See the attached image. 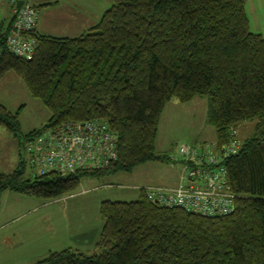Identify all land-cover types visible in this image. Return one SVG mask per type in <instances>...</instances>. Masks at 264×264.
<instances>
[{
	"label": "trees",
	"instance_id": "1",
	"mask_svg": "<svg viewBox=\"0 0 264 264\" xmlns=\"http://www.w3.org/2000/svg\"><path fill=\"white\" fill-rule=\"evenodd\" d=\"M245 3L113 0L77 36L34 30L36 48L29 59L6 47L13 12L8 28L0 31V80L13 71L50 111L22 148L46 128L98 118L118 135V159L105 169L25 177L26 153L22 158L19 152L20 166L0 172V196L10 190L53 198L73 191L83 176L171 161L170 155L155 153V138L172 98L207 96L206 119L217 150L231 141L239 123L256 121L252 135L237 139V151L223 160L235 193L232 212L205 216L160 206L141 188L137 199L100 203L99 251L66 248L36 264H264V36L250 29ZM0 125L17 136L18 112L0 103Z\"/></svg>",
	"mask_w": 264,
	"mask_h": 264
},
{
	"label": "rangeland",
	"instance_id": "2",
	"mask_svg": "<svg viewBox=\"0 0 264 264\" xmlns=\"http://www.w3.org/2000/svg\"><path fill=\"white\" fill-rule=\"evenodd\" d=\"M48 1L53 4H46ZM28 2L38 5L40 10L38 31L54 36H77L66 33L69 31L64 29V18L58 19L54 27L51 16L70 9L77 11L84 6L91 7L87 10L92 12L103 13L113 0H91V3H87V0ZM253 5L257 8L258 17L254 13L250 15ZM245 6L251 18V29L263 32L264 0H247ZM260 7L263 8L262 12ZM5 10L0 21L6 22L10 15V9L6 7ZM0 103L12 113L18 112L17 136L0 125V172L8 173L20 166L17 164L19 152L22 158L25 157V149L21 146L26 142L25 136L41 128L50 117V111L40 99L29 94L24 82L13 71L5 73L0 80ZM207 110V96H195L187 102H180L176 98L169 100L160 114L155 153L161 156L174 154L177 145L183 143L216 151V134L214 127L207 122ZM255 123V120L239 123L236 126V139L242 142L250 137ZM179 165L177 162L154 160L139 164L129 172L83 176L73 191L53 198L18 195L5 190L8 192L0 196V264H36L50 253L66 248L87 254L99 251L96 243L103 222L99 213L101 201L97 203V200L103 197L134 200L140 196L142 187L175 185L177 173L179 169L181 171ZM33 175L30 167L24 164V176ZM10 195L22 197V200L14 203ZM75 244L79 247H69Z\"/></svg>",
	"mask_w": 264,
	"mask_h": 264
},
{
	"label": "built area",
	"instance_id": "3",
	"mask_svg": "<svg viewBox=\"0 0 264 264\" xmlns=\"http://www.w3.org/2000/svg\"><path fill=\"white\" fill-rule=\"evenodd\" d=\"M17 2L0 0L11 4L15 14L6 34V47L11 53L29 59L36 48L32 32L39 9L28 0H22L19 6ZM233 134L231 141L216 151L185 143L177 146V152L169 158L183 166L181 182L175 187L145 186L146 198L160 206H177L205 216L232 212L235 193L228 184L223 160L239 147ZM25 153L26 164L37 175L105 169L118 159V135L98 118L65 121L32 136Z\"/></svg>",
	"mask_w": 264,
	"mask_h": 264
},
{
	"label": "crops",
	"instance_id": "4",
	"mask_svg": "<svg viewBox=\"0 0 264 264\" xmlns=\"http://www.w3.org/2000/svg\"><path fill=\"white\" fill-rule=\"evenodd\" d=\"M87 3H91V0H87ZM46 4L51 5V4H53V2L52 1H48V2H46ZM0 6H1L0 7V17L3 16V13L6 11L5 10L6 7H8L10 9V15L7 17L6 22L3 21V20L0 21V29H1L0 31H1V33H3L8 28V25H9L11 19H12L13 7L11 6V4H7V3H0ZM35 6H38V5H35ZM88 8H91V7L84 6L82 8H78L77 11H72L70 9V11L67 10V11H65V13H60V14L55 12V14L53 16H51V18L53 19V22H54V27H56V23H57L58 19L60 21V20H62L64 18V21H63V24L65 26L64 29H67L69 31V32H66V33H73V34H76V35L81 34L82 32L86 31L92 24H94L96 22V19L100 18V15L102 13V11L101 12L100 11L99 12L98 11L97 12H95V11L92 12L90 10H87ZM245 9H246V6H245ZM262 10H263V8L260 7V12H262ZM246 13H247V16H248V19H249V27H250V23H251L250 15L251 14L253 15V13H254V14H256L254 16L258 17L257 16V8H256V6L253 5V8L250 9V15H249L248 11H246ZM39 18H40V10H39V16H38V20H37V23H36L35 31L38 32V33H41V34H46V32L38 31ZM250 29H251V27H250ZM64 31H66V30H64ZM253 31L259 32V33L264 35V33H263L264 31L263 32L261 30H253ZM73 36H75V35H73ZM179 166L181 168V171L179 169V172L177 173L176 184L175 185H165V186H167V187H175V186H177L180 183L179 181L181 180L184 168H183V166L181 164ZM106 174H108V173H106ZM5 192H8V191L4 190L2 192V195ZM15 194H18V193H15ZM10 196H12V199H13L14 203H16L18 200H22L21 199L22 197H16V195H10ZM28 196H30V195H28ZM103 200H110V199L109 198H105V197L99 198V200H97V203H99V201L102 202ZM114 200H119V198L114 199ZM12 207H14V204L12 205ZM69 247L73 248V247H79V246H78V244H75L74 246L70 245ZM75 249H77V248H75Z\"/></svg>",
	"mask_w": 264,
	"mask_h": 264
},
{
	"label": "water",
	"instance_id": "5",
	"mask_svg": "<svg viewBox=\"0 0 264 264\" xmlns=\"http://www.w3.org/2000/svg\"><path fill=\"white\" fill-rule=\"evenodd\" d=\"M22 3V0H18L17 6H19ZM261 133L264 137V118H262V128H261ZM39 264H44V263H39Z\"/></svg>",
	"mask_w": 264,
	"mask_h": 264
},
{
	"label": "bare ground",
	"instance_id": "6",
	"mask_svg": "<svg viewBox=\"0 0 264 264\" xmlns=\"http://www.w3.org/2000/svg\"><path fill=\"white\" fill-rule=\"evenodd\" d=\"M144 188V187H143Z\"/></svg>",
	"mask_w": 264,
	"mask_h": 264
}]
</instances>
